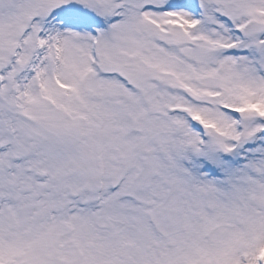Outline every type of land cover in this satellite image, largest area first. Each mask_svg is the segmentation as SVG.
<instances>
[{"label": "snow or ice", "instance_id": "6c2138e0", "mask_svg": "<svg viewBox=\"0 0 264 264\" xmlns=\"http://www.w3.org/2000/svg\"><path fill=\"white\" fill-rule=\"evenodd\" d=\"M0 264H264V0H0Z\"/></svg>", "mask_w": 264, "mask_h": 264}]
</instances>
